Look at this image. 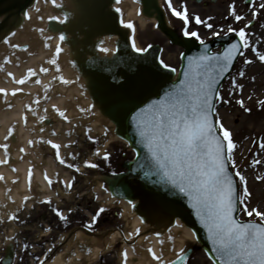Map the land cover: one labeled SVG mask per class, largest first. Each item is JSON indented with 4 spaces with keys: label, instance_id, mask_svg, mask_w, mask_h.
<instances>
[{
    "label": "bare ground",
    "instance_id": "obj_1",
    "mask_svg": "<svg viewBox=\"0 0 264 264\" xmlns=\"http://www.w3.org/2000/svg\"><path fill=\"white\" fill-rule=\"evenodd\" d=\"M83 1L56 0L54 4L52 0H34L20 18L10 19L7 29L0 32V88L7 90V95L0 93V145L5 143L9 145L7 151L0 148V160L5 161L0 164V175L4 176V179L0 180V217L5 223L1 221L0 223L12 224L9 236L16 230V221L11 219V216L13 214L18 216L22 210L32 207L33 198L37 197L34 194L43 200L53 199V171L56 165L53 163V147L46 141L52 140L60 144L63 158L71 155V152L74 154L76 140L71 136L75 132L77 121L81 118L80 105L95 111L114 126L94 101L90 90L89 71L85 69V65L94 60L114 56L118 50L119 37L116 34L105 33L104 25L99 22L97 14L101 1ZM129 6L139 7L140 13L142 12L141 0H112L109 10L117 15L120 28L131 36L130 42L133 47L132 27L127 26L128 22L122 16L124 9ZM4 18L0 16V24ZM92 32L94 33L91 34ZM257 37L260 40L256 44L264 46V33L263 36ZM12 44H19L22 47L13 48ZM212 45L211 55L216 44ZM231 45H224L222 52ZM57 48L60 49L59 54ZM103 48H108L109 52H104ZM133 49L137 52L135 47ZM53 59L56 60V64L51 63ZM46 62L52 67L48 73L41 71ZM29 68L34 69L36 74L23 85L18 84L16 81L27 75ZM59 68L62 70L61 76L64 77V80L60 79L61 83L64 85L75 83V88L62 87L61 91L65 94L53 98L51 82ZM263 70L264 67L258 68L256 75H261ZM8 73L13 75L9 76ZM65 80L69 83H65ZM261 85L263 89H260ZM14 88H22L23 91L13 95ZM257 90L262 97L261 101H264V75L249 92ZM50 93L52 99L49 100ZM29 104L32 105L31 108L28 107ZM53 105L65 111L71 122L61 121L51 130H47L41 116L44 112L52 114L53 111L57 112ZM242 125L259 128L264 139V107L260 104L255 110L249 111ZM102 134L105 135L103 131ZM116 137L127 143L125 139L117 135ZM43 146L48 151L43 152ZM29 171L32 172L31 184ZM48 178H51V184ZM25 197L28 199L25 200ZM121 203L126 213L131 215L129 225L138 227L127 235L128 245L133 242L124 248L128 252L127 264H160L150 250H155L163 257V254L171 249L173 242L181 241L178 237L180 232L196 242L193 231L179 219L152 208L148 209L147 216L141 217L134 209V201L121 200ZM106 248L105 241L103 244L98 242L92 247L93 258L101 255Z\"/></svg>",
    "mask_w": 264,
    "mask_h": 264
},
{
    "label": "snow or ice",
    "instance_id": "obj_2",
    "mask_svg": "<svg viewBox=\"0 0 264 264\" xmlns=\"http://www.w3.org/2000/svg\"><path fill=\"white\" fill-rule=\"evenodd\" d=\"M52 3L55 4L56 0H52ZM168 4L171 6L172 0H168ZM259 7L264 9V4H260ZM171 10L177 17H182L186 23L189 21L186 5L183 10H177L174 6ZM231 11L236 20L243 19L236 12L235 5L232 6ZM194 19L198 23L202 22L199 15ZM127 26L134 27L131 22H128ZM207 27L212 28V24H208ZM231 31H239L241 40L245 41L244 47L249 46L250 40L244 28L231 29ZM184 35L201 39L197 31H189L187 28L184 29ZM215 35H219V33L217 32ZM201 42L203 43V40ZM12 47L20 48L22 46L12 44ZM133 47L137 52L147 51L146 48L137 47L135 40H133ZM239 49L238 44H232L224 52L222 59L215 54L211 56L204 54L191 58L188 69L183 73L184 79L171 91L166 92L162 100L153 101L146 108H141L134 119L142 142L151 153L157 171L189 198L192 207L196 209L197 216L210 234L212 243L215 245V252L223 258L222 264H264V223L244 222L237 219L235 215L237 211V181L229 171V162L233 166L236 164L234 152L237 143L233 138L232 131L225 126L224 122L221 120L217 127V121L214 119V116L219 115L214 111L217 78L226 72L229 62L233 60L232 53L239 52ZM102 50L109 52L108 48ZM56 51L59 54L60 49L57 48ZM258 58L260 61H264V53H259ZM247 62L251 63V60ZM51 63L56 64L57 62L53 59ZM161 64L165 68L170 67L163 60H161ZM41 71L47 73L49 69L42 67ZM35 74V70L29 68L27 75L16 82L23 85ZM8 75L12 76L13 74L8 73ZM238 75L243 76L245 73L240 71ZM60 79L64 80V77L61 76ZM65 83H69V81L65 80ZM236 87L241 91L243 89V85L237 84ZM22 91V88H14L12 94L15 95ZM0 93L7 95V90L0 88ZM217 98L221 101L224 99L222 95ZM38 102L39 97H37ZM244 103L243 99L239 100L241 106H244ZM260 103L264 107V101ZM28 107L31 108L32 105L29 104ZM53 107L61 117L65 120L69 119L65 115V111L56 105ZM46 143L52 145L57 156L60 155V144L52 140H47ZM260 147L264 148V142L260 143ZM0 148L7 151L9 145L5 143L0 145ZM97 154H99V150ZM109 156L110 153H105L106 158ZM61 162L65 161L61 160ZM3 163L5 161L0 160V164ZM85 163L92 167H98L92 161H85ZM253 163L259 164L260 161L256 160ZM235 175L243 186L244 194L240 196V199L244 201L242 211H245L248 217L255 215L260 220H264V211L258 208H248L247 199L251 193L248 189L247 177L239 170H236ZM3 179L4 176L0 175V180ZM31 179L32 172L29 171V184H31ZM258 179L264 180V176L258 177ZM48 182L52 183L51 178H48ZM65 185L68 188L72 187V184L68 182H65ZM27 199L25 197V200ZM48 202L51 203V198H48ZM56 211L62 220L68 219L60 209H56ZM104 211L103 207L98 208L93 220L98 222V214ZM11 219H19V217L13 214ZM150 251L160 264H178V261L165 262L155 250ZM181 253L179 261H183V250ZM123 256V264H127V250L123 252Z\"/></svg>",
    "mask_w": 264,
    "mask_h": 264
},
{
    "label": "flooded vegetation",
    "instance_id": "obj_3",
    "mask_svg": "<svg viewBox=\"0 0 264 264\" xmlns=\"http://www.w3.org/2000/svg\"><path fill=\"white\" fill-rule=\"evenodd\" d=\"M188 2L194 6L191 10L187 8L189 21L186 23L182 17H174L171 9L178 3L179 10H183ZM233 2L234 0H205L197 4L193 0H172L170 6L168 0H162V5L169 27L181 37L194 39L198 43H202L201 40L203 43L219 41L221 46L213 50L214 53L220 52L223 45L233 44L234 36H238L242 48L239 57L241 59L245 50V41L241 40L239 31L233 32L231 29L244 28L243 11L245 7L236 6V12L243 17L241 20H236L231 11ZM240 3L238 0L237 4ZM196 10L200 12L195 13ZM197 15L200 16L202 22H196L194 18ZM208 24H212V28H208ZM185 28L189 31H197L201 39L185 36ZM154 29L158 31L155 27ZM217 32L219 35H215ZM163 38L166 44L173 47L166 37L163 36ZM160 46L162 48L161 60L170 68L179 69L184 49L176 47L180 49V53L174 57V53H169L163 45ZM92 138L94 139L74 138L75 145L85 153V155L80 153L83 159H78L77 154L74 156L72 152L71 155L63 158L60 150V155L57 156L53 148V163L56 165L53 171V207L46 208L37 198L33 202L31 211L22 210L18 213L19 219L15 220L16 230L13 236L8 242L0 244V264H3L8 253L12 254L10 264H41V262L42 264L52 262L53 264H123L121 252L124 247L125 231L131 226L129 225L130 218L125 216V208L121 200L110 193L107 177L114 179L121 175L125 171L126 162H120L121 149L116 146H113L109 157L104 156L97 161H92V155H96L98 150L103 148L105 139L95 136ZM78 141H83V143L80 144ZM85 161H92L98 167H92ZM65 182L71 183L72 187H66ZM34 196L39 195L34 194ZM100 207H103L105 211L98 214L99 220L96 222L93 217ZM56 209H60L68 219L62 220ZM47 214L50 215V222L48 226H44L43 221H47L48 218L42 216ZM3 225L7 227L10 224ZM42 228L53 229V235L51 233L50 237H45L50 233H41L44 230ZM0 231L3 233L8 231L9 234L10 229L0 228ZM1 232L0 237L3 238ZM8 234L5 236H9ZM42 237L45 238L42 239ZM103 241L107 243L108 248L97 258H93L92 247L98 242L103 244ZM50 249L51 252H49Z\"/></svg>",
    "mask_w": 264,
    "mask_h": 264
},
{
    "label": "water",
    "instance_id": "obj_4",
    "mask_svg": "<svg viewBox=\"0 0 264 264\" xmlns=\"http://www.w3.org/2000/svg\"><path fill=\"white\" fill-rule=\"evenodd\" d=\"M99 1L101 3L97 15L99 22L104 25L105 33L118 34L121 39L115 56L94 60L85 65L91 80L90 90L102 113L115 124L117 134L137 152L135 161L127 164V173L114 181L110 189L119 197L137 202L135 210L143 217L147 216L148 209L152 208L178 218L195 233L196 239L213 261L222 264L223 258L215 252L210 234L197 216L189 198L157 171L134 119L141 108H146L153 101L162 100L166 92L171 91L184 79L183 73L188 69L191 58L204 54L211 56L210 50L213 45H197L180 38L167 28L157 0H142L144 14L151 16L153 14L151 10L154 9L159 29L173 44L183 46L186 50L183 69L176 78L174 71L164 68L159 63V48L149 49L145 54L134 53L129 46L127 34L119 28L117 15L109 10L112 0ZM253 1L247 0L246 5ZM33 2L34 0H0V16H5L0 24V32L8 25L10 19L20 18ZM227 50L228 48H225L216 56L222 59ZM232 55L233 60L229 62L228 69L217 78L215 85L217 96L220 87L232 71L239 52H233ZM216 100L217 97H214V104ZM229 171L232 172L230 167ZM233 178L235 179L234 174ZM236 208L235 215L238 219V186ZM191 253L189 250L183 256V261H178V264H183Z\"/></svg>",
    "mask_w": 264,
    "mask_h": 264
},
{
    "label": "rangeland",
    "instance_id": "obj_5",
    "mask_svg": "<svg viewBox=\"0 0 264 264\" xmlns=\"http://www.w3.org/2000/svg\"><path fill=\"white\" fill-rule=\"evenodd\" d=\"M237 1L238 0H234L233 2L235 8L236 6L242 8L244 0H239L241 2L239 5L237 4ZM177 4L175 8L179 10L180 8ZM260 4H264V0H256V2L249 7V9L244 8V29L250 40V44L248 47H245L241 59H239L238 63L234 67L232 74L225 81L219 91L218 96L222 95L224 99L223 101H221L217 98L215 112H218L219 115L215 116V120L217 121V127L221 120L224 122L225 126L232 131L233 138L237 143V148L234 152L236 164L235 166H233L231 162H229V165L234 175L236 170H239L247 177L248 189L251 193V196L247 199L248 208H258L264 211V180L258 179V177L264 176V172L261 173V170H264V148L260 147V143L264 142V139L260 134L259 128H254L251 125H242L243 120H245V118L249 114L248 109L255 110L257 107L260 106V102L262 100V97L258 90L249 92V90L251 88H254L260 78L264 75V70L261 72V75H256L257 69L260 67H264V61H260L258 58L259 53H264V46L256 44V42L260 40V38H258L257 36H263L264 33V9H261L259 7ZM186 6L188 9L191 10L194 5L188 2ZM197 12L200 11L196 10L195 13ZM122 13L123 19L127 22H131L135 26L132 29V33L133 39H135L137 47L147 48L153 43H160L163 44V46L169 53H174V57H177L176 54L180 53V49L174 46L172 47L169 44L165 43L166 40L163 38V36L154 29V21L150 20V17H143V15L140 13L139 7L129 6L125 8ZM252 21H255V25L252 28L247 29L246 25ZM7 27L5 29H7ZM249 60H251V63L247 62ZM44 67H47L49 71L51 70L50 68H52L49 62H46ZM240 71H243L245 75H238ZM61 75L62 70L59 68L57 69L56 74L53 76V80L51 82V91L53 90V98L60 97L65 94L63 91H61L62 87L64 89L75 88V83L65 85L62 84L60 80ZM237 84L243 85L242 91L236 87ZM260 89H263V85L260 86ZM48 96L49 100L52 99V93L48 94ZM241 99H243L245 102L244 106H241L239 104V100ZM80 108L81 118L77 121L75 125V132L72 134V137H87L90 139H94L92 138V136H95L105 138L103 148L101 151H99V154L92 155L93 158L90 157V159L92 158V161H97L101 159L105 156V153H110L111 155L113 151V146H116L117 148L121 149V153L119 155L120 162H127L134 158V152L128 151L124 142L116 139L115 133L113 131V126L108 121L102 119L95 111L91 109H86L83 105H80ZM41 120L43 124H45L47 130H51L55 124L61 121H64L66 123L71 122L69 119L65 120L58 114V112L55 111H53V114L44 112L41 116ZM102 131L105 133V135L102 134ZM78 143L82 144L83 141H78ZM74 148V156L75 154H77L78 159H83V156L80 155V153H83L85 155L82 149H79L77 145H74ZM42 150L43 152L48 151L44 146L42 147ZM124 155L126 157H124ZM256 160L260 161V163L254 164L253 161ZM235 177L237 179L239 190V219L241 221H253L264 223V220H260L259 217L255 215H253L252 217H248L246 215V212L242 211V205L244 201L240 199V196L241 194H244L243 186L242 183L239 181V178L236 175ZM35 200L36 199H33V202H35ZM42 201V204L45 205L46 208L53 207V199L51 200V203H49L48 200ZM24 211L29 212L31 210L30 208H26L24 209ZM124 211L125 216L127 218H130L128 213H126L125 209ZM42 217L48 218V220L43 221L42 224L44 226H48L50 222V215L47 214L43 215ZM0 221L2 223H5L3 220H1V217ZM11 225L7 226V228L5 225L0 223V228L9 230L12 228ZM42 229L44 230L41 233H50L48 236L45 237H50L51 233L53 235V229ZM137 229V226L131 225L125 231V235H129ZM1 233L3 234V238L0 237V244H4L9 239V236H5L8 234V231H6L5 233ZM45 237H42V239H44ZM178 237L181 238V244L179 241L173 242L171 249L163 254L162 258L165 262L171 261L179 257L182 254L181 250H183L184 253L191 247H194L195 242H193L186 234L180 232ZM125 246H127V242ZM49 252H51V249L49 250ZM187 264H213V262L209 259L207 254L202 249L197 247Z\"/></svg>",
    "mask_w": 264,
    "mask_h": 264
}]
</instances>
